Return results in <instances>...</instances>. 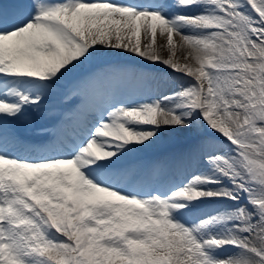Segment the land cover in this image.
<instances>
[{"label":"snow or ice","instance_id":"snow-or-ice-1","mask_svg":"<svg viewBox=\"0 0 264 264\" xmlns=\"http://www.w3.org/2000/svg\"><path fill=\"white\" fill-rule=\"evenodd\" d=\"M175 4L204 11L169 16L168 0H0V264H264V0ZM157 28L166 49L154 46ZM115 50L194 79L145 100L157 77L111 61ZM89 87L103 105L86 106ZM57 96L79 100L67 117L81 118L79 132L29 142L17 126L56 119ZM164 128L194 139L176 167L208 171L167 188L166 166L131 163ZM205 198L247 204L192 223L191 202ZM219 225L224 233L208 231ZM225 247L237 251L214 254Z\"/></svg>","mask_w":264,"mask_h":264},{"label":"rangeland","instance_id":"rangeland-1","mask_svg":"<svg viewBox=\"0 0 264 264\" xmlns=\"http://www.w3.org/2000/svg\"><path fill=\"white\" fill-rule=\"evenodd\" d=\"M171 3V6H170V11L173 13V15H169V16H174V15H177V14H185V15H192V16H195L199 13H201L202 11H204V9L202 7H192V8H189V9H185V8H181V7H178L176 4H175V1H170ZM158 29L157 28V34H156V38H155V45L156 47L159 48L158 46ZM182 32H185V33H189V32H193V31H198V30H195L193 28H190V27H184L181 29ZM133 39H135L133 37ZM173 39H174V42L176 43V46L178 45L177 43V36L174 34L173 36ZM148 40L146 39H143L142 36H141V45L144 46L145 43H147ZM117 52H121L120 55H117V56H114V57H111L110 60L115 62V63H120L122 61H124L125 63H132V64H135L137 66V63L138 62H144L148 65H151V66H160L162 64H153L149 61H147L146 59H143L139 56H136L132 53H127V52H122L121 50H115ZM187 54H185L183 56V60L185 62L183 63H186L187 61L184 59V57L186 56ZM176 56H177V53H176ZM181 63V64H183ZM99 65L95 64L93 67H97ZM164 66V65H163ZM170 68H168V70H166L164 73H153L156 77H157V80L153 81V82H157V86H159L161 84V82L163 83L162 85H164V90H163V93L165 94H169L173 91L176 90L177 86L179 83H187L188 80L190 79H194V78H191V77H186V76H179V77H176L175 75H172L170 73ZM169 74V78L168 79H164L163 76L164 75H167ZM79 78V75H75L73 77V79L69 82L71 84L74 83L75 80H77ZM68 83V84H69ZM66 84V85H68ZM69 92V91H68ZM61 98H59V101L60 103L62 102V100H60ZM143 99L145 100H149L150 98L148 96H144ZM76 99H73L72 101H75ZM150 127V126H148ZM160 135V138L159 140L156 142V144L154 145H151L149 148L147 149H144L142 145H138L137 147L140 148L141 150L138 151L137 153H135L132 157H131V160L133 159H136L137 158V155H142L143 153L147 152L148 150H157L159 148L161 149H166V148H170L171 146H175L181 142H184L186 141V145L185 146H182V147H179V148H176L175 149V152L173 151L172 153L169 154V158H173L175 159L179 154H181L188 146H190L192 143H194V139L190 136H188L187 134L183 133V132H177V131H174L172 129H169V128H164L161 133L159 134ZM188 140V141H187ZM167 150L164 152L166 153ZM162 161V160H161ZM163 162V161H162ZM167 162V161H166ZM189 169V167H186ZM224 183L227 185L228 184V181L225 180ZM216 204H224L222 206H218L219 208H214V206ZM243 204H247V199L246 198H242L239 203H236V202H233L231 200H227V199H217V198H205V199H202V200H194L191 202V211L187 213L189 219L191 220L192 223H198L200 219L202 218H205V217H209V216H212V215H216V214H220V213H223V212H226L228 210H232V209H236V208H239L241 205ZM250 206L249 208H251V205H248ZM226 207V208H225ZM206 209H208L209 211L207 212ZM213 209H215L213 211ZM218 209V210H217ZM219 227H225V225H219ZM222 229V230H225V229ZM214 229V226L208 230L211 232V234H219V233H216V232H212ZM226 231V230H225ZM203 234H207L206 232L205 233H202ZM237 251V249H234V248H231V247H225V248H221V249H217L215 251V253H222L224 255H229V254H234L235 252ZM220 258H224V257H220Z\"/></svg>","mask_w":264,"mask_h":264},{"label":"bare ground","instance_id":"bare-ground-1","mask_svg":"<svg viewBox=\"0 0 264 264\" xmlns=\"http://www.w3.org/2000/svg\"><path fill=\"white\" fill-rule=\"evenodd\" d=\"M114 2H115V0H114ZM141 32H144V29L142 28L141 29ZM142 36V38L143 39H145L146 40V38H145V35H144V33L141 35ZM173 36H174V34H173ZM177 43H178V45H177V56H176V58L181 62V63H183V62H185L184 60H183V56L185 55V54H187V52H186V50H180V48H179V37H177ZM164 46L165 47V49L168 47L167 46V41H166V39L165 38H163L161 35H160V29H158V46L160 47V46ZM169 53L167 52V51H164V53H163V55L165 56V57H167V55H168ZM160 90V88L158 87L157 89H156V92H155V90H151V92H153V94H149L148 95V97L150 98V99H153V98H158V97H160V96H162V95H164V93H163V90L162 91H159ZM99 91V90H98ZM128 93L126 92L125 93V95H127ZM99 101L97 100V102H93L92 104H91V106H98V103ZM86 106L87 107H90V104H88L87 102H86ZM61 122V121H60ZM59 122V123H60ZM60 125V124H59ZM143 127H146V126H143ZM105 150H107V149H105ZM151 156H152V158H150L149 160V162L151 163L149 166H155V165H153V164H162V165H166L167 167H169V163L168 164H166V161L164 162V158H162V157H165V156H163L162 154H160V153H157V152H155V153H151ZM163 162H162V161ZM175 166V165H174ZM176 167V166H175ZM177 169H180V167H176ZM184 168V167H183ZM208 171V167H207V165H203V164H200V165H196V166H190L189 167V172H190V174L191 175H187V174H182V176L180 177V179H179V182L180 183H184V182H186L188 179H190L194 174H196V173H199V172H207ZM166 173H167V171H166ZM202 187H208V188H215L216 186L215 185H208V186H202ZM220 204H216L215 206H214V208H219L218 206H219ZM222 205H224V204H221L220 206H222ZM250 207V206H249ZM226 208V207H225ZM215 209H213V211H214ZM218 210V209H217ZM206 211L208 212L209 210L208 209H206ZM224 227H219V226H214V229H213V231L212 232H216V233H219V234H222V233H224L225 232V230H226V228H224L225 230H222ZM216 256H218V257H224V258H226V257H228V256H231V255H233V254H229V255H224V254H222L221 252L220 253H214Z\"/></svg>","mask_w":264,"mask_h":264}]
</instances>
